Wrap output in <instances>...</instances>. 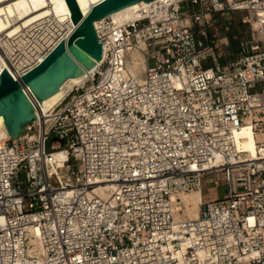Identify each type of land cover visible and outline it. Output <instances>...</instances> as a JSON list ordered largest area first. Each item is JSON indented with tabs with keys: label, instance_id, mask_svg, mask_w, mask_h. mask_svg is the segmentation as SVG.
Instances as JSON below:
<instances>
[{
	"label": "built area",
	"instance_id": "obj_1",
	"mask_svg": "<svg viewBox=\"0 0 264 264\" xmlns=\"http://www.w3.org/2000/svg\"><path fill=\"white\" fill-rule=\"evenodd\" d=\"M225 13L250 32L220 65L195 29ZM99 25L88 88L0 138V264H264V0L164 1ZM133 46L142 81L126 73ZM247 125L254 157L235 140ZM55 152L67 158L51 174ZM218 173L226 196L175 218L172 195Z\"/></svg>",
	"mask_w": 264,
	"mask_h": 264
},
{
	"label": "bare ground",
	"instance_id": "obj_2",
	"mask_svg": "<svg viewBox=\"0 0 264 264\" xmlns=\"http://www.w3.org/2000/svg\"><path fill=\"white\" fill-rule=\"evenodd\" d=\"M100 1L76 0L83 14ZM164 1L170 3L175 0L139 2L110 15L108 19L116 24L132 22L141 19L145 14L149 15L157 4ZM103 20L95 23L97 30ZM73 29L65 0H0V72L6 69L13 77L20 76L41 62L61 40L67 39ZM106 52L104 47L102 59L97 64L84 74L69 78L60 85L57 92L42 100L41 104L38 103L35 112L37 117L50 112L74 88H88V83L92 81L95 69L104 61ZM145 68L142 51L134 46L130 47L127 75L142 81ZM0 138L10 139L2 117H0ZM235 140L241 151L251 157L255 156L256 140L248 125L241 127L235 133ZM66 158L65 152L51 154L46 161L50 173L57 172V167H62ZM171 200L175 218L194 220L199 217L203 201L201 191L172 195ZM179 211L182 213H178Z\"/></svg>",
	"mask_w": 264,
	"mask_h": 264
},
{
	"label": "water",
	"instance_id": "obj_3",
	"mask_svg": "<svg viewBox=\"0 0 264 264\" xmlns=\"http://www.w3.org/2000/svg\"><path fill=\"white\" fill-rule=\"evenodd\" d=\"M74 26L69 37L33 69L14 79L0 72V117L11 139H17L37 119L38 103L58 91L69 78L78 77L103 56L95 23L139 2L154 0H101L83 14L76 0H65Z\"/></svg>",
	"mask_w": 264,
	"mask_h": 264
},
{
	"label": "rangeland",
	"instance_id": "obj_4",
	"mask_svg": "<svg viewBox=\"0 0 264 264\" xmlns=\"http://www.w3.org/2000/svg\"><path fill=\"white\" fill-rule=\"evenodd\" d=\"M243 13L213 14L207 20L208 36H201L200 28L196 27L197 38L205 45L213 46L218 53V63L224 65L236 58L239 53L240 43L249 38V27L241 23ZM141 48H144L141 47ZM218 185L215 186L214 182ZM223 174L206 175L202 180L203 203L209 197L222 199L227 194Z\"/></svg>",
	"mask_w": 264,
	"mask_h": 264
},
{
	"label": "crops",
	"instance_id": "obj_5",
	"mask_svg": "<svg viewBox=\"0 0 264 264\" xmlns=\"http://www.w3.org/2000/svg\"><path fill=\"white\" fill-rule=\"evenodd\" d=\"M203 196H204V194L202 193V199H203ZM215 199H217V198H212V197L208 198V200H215Z\"/></svg>",
	"mask_w": 264,
	"mask_h": 264
}]
</instances>
